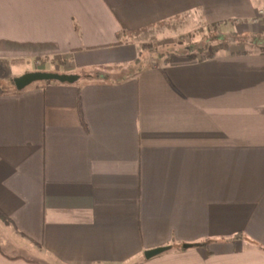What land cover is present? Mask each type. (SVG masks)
I'll return each mask as SVG.
<instances>
[{"label":"crops","instance_id":"0c3cea01","mask_svg":"<svg viewBox=\"0 0 264 264\" xmlns=\"http://www.w3.org/2000/svg\"><path fill=\"white\" fill-rule=\"evenodd\" d=\"M181 16L264 34V0H0V78L80 75L0 93V236L34 255L0 264H264V49L142 56Z\"/></svg>","mask_w":264,"mask_h":264},{"label":"trees","instance_id":"16d2710c","mask_svg":"<svg viewBox=\"0 0 264 264\" xmlns=\"http://www.w3.org/2000/svg\"><path fill=\"white\" fill-rule=\"evenodd\" d=\"M210 31H207L205 35H203L201 44L193 49L186 48L183 51V47L179 46L177 44L174 45H166L165 47L168 50L166 52H161L159 50V46H153L152 44H142V48L151 52L153 55L157 57L166 56L167 59H169L171 56L175 54L184 53L189 59H195V58H206L208 56L213 55L218 50L221 49H228L230 43H238V44H256L261 49H264V34H258L251 31H243V32H236V31H225L221 32L219 31L220 22H213L210 25ZM125 32V30H123ZM182 49V51L180 50ZM134 65H136L137 69H140L144 67L143 60L141 58H137V60L134 61ZM102 71L109 70L101 68ZM102 78V77H100ZM111 77H106L105 79H110ZM1 80H8V86H0V93L7 92L10 90H16L14 87L13 79L10 78H0ZM0 80V81H1ZM8 87V88H6ZM0 217L5 220L9 221L7 215L0 210Z\"/></svg>","mask_w":264,"mask_h":264},{"label":"rangeland","instance_id":"374dc122","mask_svg":"<svg viewBox=\"0 0 264 264\" xmlns=\"http://www.w3.org/2000/svg\"><path fill=\"white\" fill-rule=\"evenodd\" d=\"M210 25H206L203 21L199 19V22L196 21H191L187 18V16H181L178 18H175L173 20H169L168 22L164 23L161 25L156 30V35L154 38H147L145 37V41L142 44H152L153 46H159V50L161 52H166L170 49H167L165 46L166 45H174L177 44L179 46L183 47V51L186 48L193 49L197 46H199L202 42V37L203 35L206 34L207 31H210ZM221 31V30H219ZM225 32V31H221ZM237 32V31H236ZM240 33V32H239ZM259 34V33H258ZM141 44V45H142ZM142 56H155L151 52L145 50L142 48ZM182 51V49H180ZM145 63V62H143ZM10 78V76L6 77ZM1 80V79H0ZM8 80L0 81V86H8ZM8 88V87H6ZM0 243L3 246L4 250L8 253L10 256H18L22 255L26 257L27 259H31L34 257L33 254L30 252H21L19 250H13L7 247V244L4 243V240L0 236Z\"/></svg>","mask_w":264,"mask_h":264},{"label":"water","instance_id":"95a60500","mask_svg":"<svg viewBox=\"0 0 264 264\" xmlns=\"http://www.w3.org/2000/svg\"><path fill=\"white\" fill-rule=\"evenodd\" d=\"M80 78L79 74L76 73H60L46 70H32L24 72L20 75L14 76L13 83L17 90H22L28 85L37 81H60V82H76ZM192 244H183V248L189 247ZM168 249V246H161L148 249L144 252L146 258L159 254Z\"/></svg>","mask_w":264,"mask_h":264},{"label":"built area","instance_id":"2783aa9c","mask_svg":"<svg viewBox=\"0 0 264 264\" xmlns=\"http://www.w3.org/2000/svg\"><path fill=\"white\" fill-rule=\"evenodd\" d=\"M254 21H256V20H254Z\"/></svg>","mask_w":264,"mask_h":264}]
</instances>
